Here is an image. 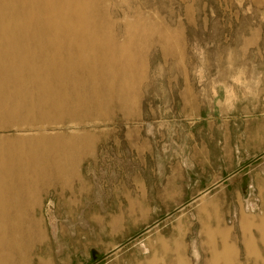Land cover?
Here are the masks:
<instances>
[{
  "label": "rangeland",
  "instance_id": "rangeland-1",
  "mask_svg": "<svg viewBox=\"0 0 264 264\" xmlns=\"http://www.w3.org/2000/svg\"><path fill=\"white\" fill-rule=\"evenodd\" d=\"M89 2L140 78L95 105L68 77L59 119L0 114L10 169L40 182L18 193L33 197L19 208L32 241L2 264H264V207L243 176L264 160V0Z\"/></svg>",
  "mask_w": 264,
  "mask_h": 264
},
{
  "label": "bare ground",
  "instance_id": "bare-ground-1",
  "mask_svg": "<svg viewBox=\"0 0 264 264\" xmlns=\"http://www.w3.org/2000/svg\"><path fill=\"white\" fill-rule=\"evenodd\" d=\"M89 6V0H0V114L15 113L24 105L29 113L38 109L42 117L53 114L59 119L75 105L66 91L68 77L87 80L86 89L95 105L111 87L118 96L132 92L140 78L139 61L129 62L128 42H116L104 30V23L90 27ZM138 26L136 21L130 27ZM10 167L0 152V256L8 258L7 250L12 255L27 251L35 230L31 220H20L25 217L19 209L30 203L32 194L29 200L18 193L31 192L39 185L33 178L26 179L29 174L23 167ZM54 169L66 175L71 172L67 167ZM24 175L25 181L17 178ZM226 252L216 256L226 257Z\"/></svg>",
  "mask_w": 264,
  "mask_h": 264
},
{
  "label": "crops",
  "instance_id": "crops-1",
  "mask_svg": "<svg viewBox=\"0 0 264 264\" xmlns=\"http://www.w3.org/2000/svg\"><path fill=\"white\" fill-rule=\"evenodd\" d=\"M262 154L261 155H263L264 154V149L263 150H261L260 151ZM264 158V157H263ZM249 162H251V160H248ZM248 162V163H249ZM247 163V164H248ZM246 164V165H247ZM262 167V168H261ZM260 168H261V170H259V171H257V172H255L256 171V169L255 170H253V171H249V172H247L245 175H243V176H247V175H249V178H250V185H251V196L252 197H254V198H251V206H255V207H264V193L263 192H261V193H259L260 191L259 190H261L260 188V184H263L264 185V160H263V162L260 164ZM235 175V173H232L231 175H229L228 177H227V179L229 178V177H231V176H234ZM256 178L258 179H260V178H262V180H261V182H257V180H256ZM225 179L223 178L222 179V181H224ZM222 181H220V182H222ZM216 185V184H215ZM208 191V189L207 190H205V191H203V193H205V192H207ZM255 194H257L258 196H259V194H261V197H259V198H257V197H255Z\"/></svg>",
  "mask_w": 264,
  "mask_h": 264
},
{
  "label": "water",
  "instance_id": "water-1",
  "mask_svg": "<svg viewBox=\"0 0 264 264\" xmlns=\"http://www.w3.org/2000/svg\"><path fill=\"white\" fill-rule=\"evenodd\" d=\"M92 255H93V257L95 256V253L94 252H92Z\"/></svg>",
  "mask_w": 264,
  "mask_h": 264
}]
</instances>
